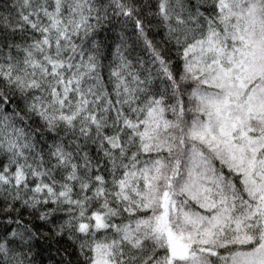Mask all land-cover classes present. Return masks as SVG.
Listing matches in <instances>:
<instances>
[{
	"label": "snow or ice",
	"instance_id": "snow-or-ice-1",
	"mask_svg": "<svg viewBox=\"0 0 264 264\" xmlns=\"http://www.w3.org/2000/svg\"><path fill=\"white\" fill-rule=\"evenodd\" d=\"M0 264H264V0H0Z\"/></svg>",
	"mask_w": 264,
	"mask_h": 264
},
{
	"label": "trees",
	"instance_id": "trees-1",
	"mask_svg": "<svg viewBox=\"0 0 264 264\" xmlns=\"http://www.w3.org/2000/svg\"><path fill=\"white\" fill-rule=\"evenodd\" d=\"M61 243H64L63 241H61Z\"/></svg>",
	"mask_w": 264,
	"mask_h": 264
}]
</instances>
